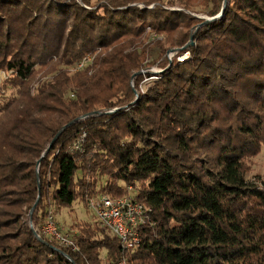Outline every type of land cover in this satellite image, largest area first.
Masks as SVG:
<instances>
[{
    "label": "trees",
    "instance_id": "1",
    "mask_svg": "<svg viewBox=\"0 0 264 264\" xmlns=\"http://www.w3.org/2000/svg\"><path fill=\"white\" fill-rule=\"evenodd\" d=\"M224 2L0 0V264H264V0L202 25ZM128 186L136 248L94 217L75 250L36 237Z\"/></svg>",
    "mask_w": 264,
    "mask_h": 264
},
{
    "label": "built area",
    "instance_id": "2",
    "mask_svg": "<svg viewBox=\"0 0 264 264\" xmlns=\"http://www.w3.org/2000/svg\"><path fill=\"white\" fill-rule=\"evenodd\" d=\"M153 7V5L151 6ZM128 194L113 196L101 193L89 199L87 207L93 214L94 220L116 237L124 249L132 250L142 242L141 228L149 220V209L137 199L139 193L132 187H127ZM55 210L50 209L42 226L36 231V237L47 238L59 246L71 247L76 245L73 240L75 230L71 227L62 228L57 222ZM114 264H128L121 260Z\"/></svg>",
    "mask_w": 264,
    "mask_h": 264
},
{
    "label": "rangeland",
    "instance_id": "3",
    "mask_svg": "<svg viewBox=\"0 0 264 264\" xmlns=\"http://www.w3.org/2000/svg\"><path fill=\"white\" fill-rule=\"evenodd\" d=\"M201 7L198 8L197 11H200ZM202 18H206V14H201L199 15ZM154 35H152L153 38ZM191 44L194 43V37L193 40L191 39L190 41ZM188 45H186L184 47L187 48ZM174 51L169 52V56L172 57V55L174 54ZM159 54V50L158 49H154L152 51V57L149 60V62H151L152 60H154L155 58L158 57ZM189 56V53H185L183 55H181L179 57L180 61H184L187 57ZM149 71L151 72H157L160 73L162 70H160V67L157 66H152L149 68ZM155 77L153 78H149V79H145L143 82V86L142 88L144 89L146 85H148L151 81H153ZM9 95V93H7ZM258 175H264V147L262 149V152L260 153V155H258L256 158L252 159L251 161V171L250 173L247 175V178L249 180H254L256 178V176ZM105 179H103L104 181ZM55 210V216H56V220L57 222L62 226V227H66V226H71L74 222L77 223H83L85 221L91 222L92 221V217L93 214L90 211H87V208L85 207V205L78 200L77 202L74 203V205L72 206V208H62V209H53ZM31 213V211H30Z\"/></svg>",
    "mask_w": 264,
    "mask_h": 264
},
{
    "label": "water",
    "instance_id": "4",
    "mask_svg": "<svg viewBox=\"0 0 264 264\" xmlns=\"http://www.w3.org/2000/svg\"><path fill=\"white\" fill-rule=\"evenodd\" d=\"M227 4H228V0H225V2H224V7H223V9H222V11H221V13H220L219 16L203 18V19H205V22H204L202 25H205V24H207V23H209V22L215 21V20L218 19L219 17L223 16V15H224V12H225V10H226V6H227ZM191 39L193 40V37H191ZM34 207H36V204H35Z\"/></svg>",
    "mask_w": 264,
    "mask_h": 264
}]
</instances>
